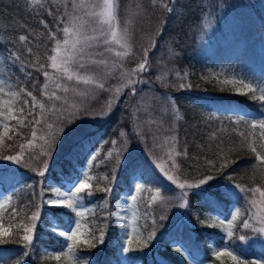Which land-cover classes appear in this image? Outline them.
<instances>
[{"label":"trees","instance_id":"obj_1","mask_svg":"<svg viewBox=\"0 0 264 264\" xmlns=\"http://www.w3.org/2000/svg\"><path fill=\"white\" fill-rule=\"evenodd\" d=\"M92 2L76 0V11L80 12L81 4ZM65 4L66 0H0V22L5 29L0 37L3 76L19 92L30 91L37 100L32 108L31 97L23 93L18 96L15 115L23 124L13 119L11 139L4 137L0 141V157L23 156L12 167H0V184L5 188L15 186L5 214L15 226L10 236L0 238L7 240L0 243V259L7 263L15 259L17 264H63L61 259L41 256L42 246L57 249L63 243V238L51 230L50 219L42 207L52 215L53 209L44 206L43 201L54 194V182L74 180L87 163L95 175L88 191L93 193L90 199L96 201L88 221L96 236L99 229L105 231L103 244L95 248L77 247L78 255L87 257L89 264H122L126 260L133 264L137 258L138 264H196L183 252L174 253L175 241L182 242L203 264H219L211 256L215 241L231 243L232 248L247 258V249L264 258V239L240 227L249 206L235 187L264 188V163L256 160L249 147L251 144L264 155L261 129L251 127L253 118L255 122L262 118L264 105L252 99L250 92L236 94V84L223 83L239 72L254 82L264 80L261 54L264 0H178L179 8L175 12H169L159 0H118L120 25L130 29V54L116 57L115 51H122L119 47L105 54L108 61L103 67L105 76L96 81L105 84L103 90L63 81L70 91L65 94L58 90L62 100L51 101L41 89L47 83L49 93L55 90L59 78L49 67L48 57L54 54L51 32L58 39L63 38L57 30L56 18L57 9L63 11ZM124 7L131 10L130 15L126 16ZM243 8L250 14L243 13L242 30L218 41L211 50H203L198 37L202 19L224 12L242 18L239 14ZM48 10L52 11L51 16ZM21 35L27 40L20 41ZM145 49L149 70L133 77L143 81L135 84L133 94L123 73L137 68ZM40 64L50 73L47 81L38 70ZM40 103L45 105L43 110ZM53 104L64 111L63 118L53 110ZM22 107L23 113L19 111ZM239 115H246L247 119L239 120ZM34 120L40 123H30ZM33 130L35 138L31 135ZM41 137L49 143L45 144ZM42 170L46 173L44 177L38 175ZM160 171L191 185H199L209 176L213 179L200 187L185 189L188 193L183 209L185 217H179L182 214L173 209L168 199L176 192V186ZM6 173L10 182L2 176ZM136 179L144 186L138 192L137 213L138 229L144 239L124 256L117 218L104 217L116 209V202L124 191L133 188ZM105 188H111V192L103 191ZM156 191L162 194V201L151 200ZM37 206L41 216L35 222L31 248H25L22 229L31 226L29 217L37 211ZM233 208H239L244 215L234 222V238L230 242L217 223L211 224L205 218L212 215L221 220L230 216ZM56 211L57 221L67 225L71 212L63 207ZM151 232L155 236L144 247ZM245 233L249 236L246 244L238 239ZM159 235V242L155 243ZM25 251L28 256L23 255ZM155 251L168 262L158 261Z\"/></svg>","mask_w":264,"mask_h":264},{"label":"snow or ice","instance_id":"obj_2","mask_svg":"<svg viewBox=\"0 0 264 264\" xmlns=\"http://www.w3.org/2000/svg\"><path fill=\"white\" fill-rule=\"evenodd\" d=\"M70 5V7H69ZM77 4L76 0H66L65 8L63 11L59 12L57 19V30L62 32L63 38L58 39L55 32H51L50 39L54 41V47L52 48L53 55L48 57L50 61L49 67L54 70L57 74H59V78L55 83V90H52L50 93L48 91V85L45 83L43 88L41 89L43 95L46 99L51 101H61L62 97L57 95L58 90H62L63 93H68L70 88L66 86L63 81L74 82L75 85L83 84V85H91L93 89L99 88L103 90L105 88L104 83H96L97 80H102L105 76L103 72V67L107 64V59L105 58V54L112 52L115 47H119L122 49H126L125 51H115L116 57H126L130 54L131 44L129 41V32L128 27L125 26L123 28L120 27L119 20V4L118 0H93L91 4H81L80 12L76 11ZM168 11L171 12L172 8H168ZM82 13V15L80 14ZM48 15H52V11L48 10ZM44 24V21H41ZM63 25V27H61ZM44 27L47 28L48 25L44 24ZM20 41H26L27 37L24 35L19 36ZM28 52L31 53L32 49L29 48ZM148 50H144V58L141 63L138 64L136 69H133L131 73H123L125 77H127V85L132 86V92L135 94V84L142 83V80L134 79L133 77L137 75L143 74L145 71L149 70L148 65ZM45 69L44 64H40L38 70L42 71V74L45 80L50 79V73ZM92 73V74H89ZM179 75V74H178ZM6 82L4 80H0V93L5 92V88L2 86ZM225 84H238L242 86L243 89H246V92H242L241 88H236V94H244L246 95L248 92L252 93V99H258L264 105V80L260 82H254L252 79L248 78L244 75H233L231 78L225 79L223 81ZM9 88H12V85H8ZM183 87V85H181ZM73 91L75 89H72ZM21 93L25 94L27 97H31L32 99V108H35L37 105L36 97L33 96L32 92L25 91L24 89H20V92L10 91L7 95L12 97H16ZM258 93V95H257ZM0 103L7 105L9 104L8 100H0ZM24 105H28V101H24ZM39 107L41 110L44 109V103H40ZM53 110L59 112L60 117L63 118L64 111L60 108H57L55 104H53ZM19 111L21 113L24 112V108H20ZM13 108H7V112H0V116H5L6 119H17L20 124H23V120L19 119L16 115L13 114ZM31 115V112H29ZM69 115H74V113H69ZM262 118L256 121V118H253L254 122L251 123L252 129H256L259 127L261 129L260 135L261 138H264V113L261 114ZM239 120H246V115H239ZM30 123L39 124V120L30 121ZM3 135L5 137L9 136L10 127L8 123H4L2 125ZM48 128H52V124L48 125ZM32 137H36V131L33 130L31 133ZM243 136V133H240ZM44 140L45 144H48L49 141L44 137H41ZM245 139H247L245 137ZM115 143V142H113ZM31 144V141H29ZM251 151L255 153V158L257 161L264 163V155H261L257 152L256 147L249 145ZM264 147V144L261 145ZM21 149H23V145H21ZM179 154V153H177ZM47 155V153H44ZM111 155V153L109 154ZM0 159L13 161L15 163H20L23 160V156L21 154L3 156ZM45 171H39L38 175L41 177L45 176ZM168 180L172 181L175 184L176 188L180 189L182 192L181 199L186 197L188 193L184 191L186 188L200 187L211 181L213 177L209 176L206 180H201L199 185H191L186 183H180L178 180L174 179L173 176L168 175ZM92 179L89 176L88 172L83 173V178L78 179L74 184L72 189L68 191H61L60 188H52V192L55 194V198H49L43 201L44 206L50 207L53 209V219L49 221V226L51 230L55 233L58 231V235L65 239V244L59 250V252L55 255V260L59 261L61 257L67 258L70 264H89V261L86 258L79 257L77 255L76 249L80 245H84L88 248H95L98 244H103L105 239V231L103 229H99V235H91L90 238H87L88 234H90L93 230L88 229V234L82 231V227H86L82 225L81 218L85 216V213L89 212V209L83 206L84 195L91 197L93 193L90 190L92 188V184L89 181ZM229 179H231L229 177ZM144 186L142 184L135 185V191L139 192ZM239 191L243 194V199L245 203L249 206L245 209L247 212V218L243 219L240 227L244 230H248L257 238L264 237V188L255 186V187H246L241 185L235 186ZM103 191L111 192V188H105ZM258 194V199H257ZM159 193L157 196H153L152 200H157ZM8 200L11 197L7 198ZM129 199L133 202L137 200L136 195L129 196ZM7 201H5L6 203ZM185 204H182L181 207H185ZM0 207H3L0 204ZM70 209L72 213L75 214L74 217L70 219V226L59 229V224L57 222V209L59 208ZM131 207V205H129ZM253 209H256L253 211ZM15 212V209H13ZM231 219L227 222L226 236L228 240L231 242L234 238V222L237 221L238 217L244 215L239 208H233L232 212L229 214ZM41 211L40 207L37 206V211H35L30 217L29 220L32 221L31 226H24L22 231V240L25 242V248H29L31 246L33 235L32 233L36 227V221L40 219ZM112 216H115L120 221H124L126 217L119 215L118 212H111L108 216L104 217V219H110ZM164 219V217H161ZM131 221L133 223L136 222V215L133 213L131 217ZM220 224H224L225 221L223 219L219 220ZM121 227H126L125 224H121ZM135 227L132 228V231L126 235L125 244L131 245L133 242L132 232H135ZM11 235V230L8 227H4L3 224H0V238L8 237ZM155 236V232H151L148 235L147 241L144 242V247L148 246V242L151 241ZM239 241L247 242L249 240V236L247 233L239 235ZM0 243H7V240L0 239ZM66 249V250H65ZM124 252H129L130 248L125 246L123 248ZM177 252L181 250L179 248L176 249ZM24 256H28L29 253L25 251L23 253ZM211 256L214 261L219 262V264H225L224 258L227 257L230 259V264H264V258L257 260H248L242 254L238 253L235 249L231 247V243L226 246H222L217 249L211 250ZM20 264V262H18Z\"/></svg>","mask_w":264,"mask_h":264},{"label":"rangeland","instance_id":"obj_3","mask_svg":"<svg viewBox=\"0 0 264 264\" xmlns=\"http://www.w3.org/2000/svg\"><path fill=\"white\" fill-rule=\"evenodd\" d=\"M159 2L167 10H168V8H172L171 12H175L179 8L178 7L179 6L178 5V0H159ZM241 8H242V6H241ZM122 10L127 14L126 16L130 15L131 10L128 9V7H124V8H122ZM243 13H245L246 16L248 14H250L249 11L246 8H243L240 11V14H239V16L242 17V18H237L238 14H237L236 18H233V14L230 13V12L229 13L224 12L222 15L219 14L216 17H213V16L210 17L211 15H206L204 17V19H202V22L200 23L199 36H198L199 37V42L201 43V45H203L202 46L203 50H211L216 45V43L218 41L227 39V38L231 37L233 34H235L237 32H240L242 30V28H243L242 27V23L244 21L243 18L245 17L243 15ZM125 26L126 25H120L121 28H123ZM4 31H5L4 24L0 22V37H2V35L4 34ZM128 32L130 33L129 27H128ZM128 42L130 43V38H129ZM120 49L122 51L126 50V49H122V48H120ZM261 54L264 55V45L262 46ZM3 71H4V69H3L2 65H1V59H0V80H4L6 82L4 85H2L5 88V92L4 93H0V100H8L9 101V104H7V105H4V104L0 103V112H5L6 113L7 112V108L11 107V108H13V110H14L13 114L15 115V102H16V100H17L19 95L16 96V97H12L10 95H7V93L10 92V91H17V92H19V91L3 76ZM238 75H242L241 72H239ZM98 82H99V80H98ZM8 85H12V88H9ZM236 88H241L242 89V86L236 84ZM244 90H246V89H244ZM12 120L13 119H10V118L6 119L5 116H0V141H2L4 139V137H5L3 135L2 125L4 123H8L9 127H10V130H11V128H12ZM14 164H15V162L4 160V159L2 161H0V167H3V166L4 167H12V166H14ZM87 165L88 166H83L81 168L80 175L78 177H76L74 180H72V181L62 180V184H58V183L54 182V185L56 186V188H60L61 191H68L69 189H72L73 184L78 179L83 178V173L84 172H88L89 176L92 177V179L89 181V183L92 184L94 182V180H95L94 171L91 170V164L90 163H87ZM160 172H162V171H160ZM162 173L165 174L164 172H162ZM6 175H7V173L3 174L2 176L6 179L5 181L10 182L11 178H6ZM165 175H167V174H165ZM167 177H168V175H167ZM179 182L180 183H184V182H181V181H179ZM136 184H138V179L135 180L132 189L123 192L122 198L119 201L116 202V209L113 211V212H118L119 215L126 217V219L123 222L120 221L119 219H117V222H118V225H119V230H120V233H121V237L123 238V241H124L123 247H122V251H123V248L125 246H128L129 248L134 247V246L138 245L142 239H144L143 235L140 233V231L138 229V224H137V219H138V214L137 213H138V210H139V206H138V192L135 191V185ZM7 186H8V188H5L4 185L0 184V204L3 205V207H0V224H3L4 227L10 228V230L12 232L13 231L12 229L15 226V223H13V222L9 221L8 219H6L5 214H6V210L9 208V206L11 204V199L8 200L7 198L11 197V192H12V190L15 189V186L14 185H7ZM174 191H175V188H174ZM158 193H159V196H158L157 200H155V202L162 201L163 200V196L158 191L152 193L151 200H152V197L153 196H157ZM130 194L131 195H136L137 200L135 202H133V201H131L129 199ZM81 195H84L83 206H85V207H87L89 209V212L85 213V216L83 218H81L82 225L86 226V227H82L81 230L84 231L86 234H88V229H92L90 224H89L88 217H89V215H91L94 212V208L96 206V201L93 200V199L91 200L90 199L91 197H88V196H86L83 193ZM181 196H182L181 190L176 188V192H174L172 194V197H170L168 199L172 202L173 209L178 214H180V215L182 214V216H179V217H185L183 215L184 207H181L182 204H185V197L183 199H181ZM49 198H55V194H53L51 196H46L44 198V200L49 199ZM258 198L259 197H258V194H257V199ZM5 201H7V202L5 203ZM129 205H131V207H129ZM42 210H44L48 214V217H49V219L51 221L53 219V215L51 214V211H49V210H47V209H45L43 207H42ZM66 210L71 212L70 209H66ZM255 210L256 209H253V211H255ZM133 213H135V215H136V222L135 223H133L131 221V217H132ZM74 216H75V214L71 212L70 219L72 217H74ZM205 219L207 220V222H209L211 224L217 223L220 226V228L223 231H225V233H226V231L228 230L227 222L231 219V217L230 216H228V217L223 216L222 219L225 221L224 224H220L219 220L217 218H215L214 216H212V215L207 216ZM122 223L125 224L126 227H121ZM58 224H59V229H64V228L70 226V221L67 223V225H62L59 222H58ZM134 227H135L136 231L132 232L133 242H132L131 245H126L125 244L126 235L129 232H131L132 228H134ZM57 234H58V231H57ZM91 235H95L96 236V234L92 231L90 234H88L87 238H90ZM160 237L161 236L159 235V236H157L155 238V243L159 242ZM261 238L264 239V237H261ZM244 243L246 244V242H244ZM64 244H65V239L63 238L62 246H64ZM173 245L175 247L173 249L174 253L180 254L181 252H183L184 256L186 255L189 259H192L193 261H195L196 264H203L204 263V262H202V260L200 258H198L197 255H195L193 252L187 250L186 246L182 242L175 241L173 243ZM62 246L57 248V249L48 248V247L42 246L41 247V256H43V257H53L54 258L55 255L62 248ZM222 246H226V245L218 244L217 241L213 242L212 245H211L212 249H217V248H220ZM29 248H31V246ZM177 248H179L181 251L177 252L176 251ZM76 252H77V255H78L77 249H76ZM237 252L240 253L239 251H237ZM246 253L249 255L248 258L246 256V254H242V255L248 260L260 259L255 254H251V251L249 249L246 250ZM123 254H124V256H126L127 252L123 251ZM155 256H156V259L158 261H167V259L165 260L163 256H161V255H159L157 253V251H155ZM83 258H86L88 260L87 257H83ZM139 260L140 259L137 258V260L134 261L133 264H138ZM15 261H16L15 259L14 260L12 259V262L7 263V262H5V261L0 259V264H17V262H15ZM61 261L63 262V264H70V262L65 257H61ZM224 261L227 262L228 264H230V259L229 258L225 257ZM122 264H129V262L126 260Z\"/></svg>","mask_w":264,"mask_h":264}]
</instances>
